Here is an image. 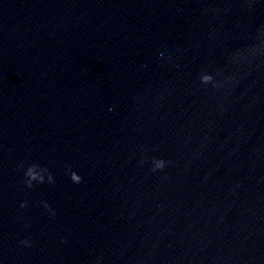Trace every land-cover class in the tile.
Returning <instances> with one entry per match:
<instances>
[{
    "label": "clouds",
    "instance_id": "clouds-1",
    "mask_svg": "<svg viewBox=\"0 0 264 264\" xmlns=\"http://www.w3.org/2000/svg\"><path fill=\"white\" fill-rule=\"evenodd\" d=\"M252 42L236 50L227 53L228 64L234 69L231 73H225L221 69L205 68L199 74V82L201 85L210 86L213 89L220 90L231 86L234 88L252 71L264 67V27L257 30L251 38ZM231 90V89H229ZM165 166L164 160L154 161L153 171L162 170ZM37 165L33 164L28 167L24 175L28 178L25 183L31 188L33 181L43 183V177L38 176L34 171ZM47 169H45L46 171ZM49 180H52L51 175ZM75 183L81 182V177L76 174L72 175ZM23 206V205H22ZM27 245V241H22Z\"/></svg>",
    "mask_w": 264,
    "mask_h": 264
}]
</instances>
